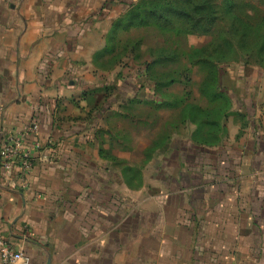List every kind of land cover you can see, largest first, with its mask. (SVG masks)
I'll return each mask as SVG.
<instances>
[{"label": "crops", "instance_id": "obj_1", "mask_svg": "<svg viewBox=\"0 0 264 264\" xmlns=\"http://www.w3.org/2000/svg\"><path fill=\"white\" fill-rule=\"evenodd\" d=\"M127 7L125 0H0V147L32 121L43 143L39 153L35 135L24 136L30 170L0 166V237L30 264H264L257 72L250 102L225 118L219 143L175 148L176 163L164 155L157 167L175 171L153 176L155 188L129 194L122 169L113 170V136L102 122L109 97L93 55Z\"/></svg>", "mask_w": 264, "mask_h": 264}, {"label": "rangeland", "instance_id": "obj_2", "mask_svg": "<svg viewBox=\"0 0 264 264\" xmlns=\"http://www.w3.org/2000/svg\"><path fill=\"white\" fill-rule=\"evenodd\" d=\"M125 1L128 7L140 3V0ZM214 1L220 19L211 32L188 33L175 21L171 22L173 28L168 29L155 25H139L128 30L113 28L111 49L99 57L102 68L109 67L99 79L109 97L103 104L105 119H102L113 136L111 146H107L113 154V170L119 173L122 169L123 174V168L132 169L127 171L129 194L143 187L144 190L155 188L153 176L164 177L175 171L174 166L157 167L164 155H174L171 159L176 163L180 157L175 148L182 146L187 150L195 143L192 134L196 125L185 121L182 114L187 106H216L204 93L207 67L192 60L195 50L213 45L226 52L219 67L223 84L234 98V110L240 101L250 102L255 73L264 77V67L258 64L255 51H250L264 45V0ZM237 31H246L239 42ZM101 41L103 47L110 42L107 38ZM231 50H238L236 58ZM227 123L230 132L231 117ZM155 140H161L160 145L147 157V149ZM119 160L121 164L117 165Z\"/></svg>", "mask_w": 264, "mask_h": 264}, {"label": "trees", "instance_id": "obj_3", "mask_svg": "<svg viewBox=\"0 0 264 264\" xmlns=\"http://www.w3.org/2000/svg\"><path fill=\"white\" fill-rule=\"evenodd\" d=\"M219 19V13L214 0H140L139 4H131L118 17L114 22L113 28L115 30H128L131 27L139 25H155L162 28L166 26V29H168L173 28L171 27V22L175 21L183 28L179 26L175 27H179L185 32L208 33L212 31ZM258 31L260 33L262 30ZM236 34L238 36L236 40L239 42L241 37L245 36L246 31H237ZM107 39L110 42L107 45L105 44L102 49L103 51L94 54L93 60L94 65L103 71L109 67L102 68L98 60L109 48L111 49L113 34L111 33ZM212 48L215 50H211ZM250 51L252 53L255 51L258 64L264 67V45L259 50L257 48L251 50L250 48ZM237 52L238 50H231L233 58L237 57ZM225 57L226 52L219 50L213 45L204 46L194 51L192 60L203 63L207 67V74L203 82L204 93L211 102L216 103V106L213 108L191 104L187 106V110L182 112L185 121L196 125L192 134L194 136V144L202 146H214L218 144L225 133L223 119L227 118L234 109V98L232 93L229 92L228 87L223 84L222 69L219 67ZM212 87L215 89H208ZM168 103L165 102V104ZM160 141L155 140L152 147L146 148L147 157H150L151 150H155L160 145ZM114 159L116 158L114 157ZM119 162L121 161L119 160ZM129 169L131 168H123V175L126 180L128 179L127 171Z\"/></svg>", "mask_w": 264, "mask_h": 264}, {"label": "built area", "instance_id": "obj_4", "mask_svg": "<svg viewBox=\"0 0 264 264\" xmlns=\"http://www.w3.org/2000/svg\"><path fill=\"white\" fill-rule=\"evenodd\" d=\"M34 134L36 139L33 147L39 153L43 152V143L38 138L39 123L32 121L21 130L18 135L5 139L0 147V166L5 171L19 167L23 171L30 170L34 155L32 149H25L24 136ZM46 157V156H43ZM31 257L23 250L13 246L6 238L0 237V264H30Z\"/></svg>", "mask_w": 264, "mask_h": 264}, {"label": "water", "instance_id": "obj_5", "mask_svg": "<svg viewBox=\"0 0 264 264\" xmlns=\"http://www.w3.org/2000/svg\"><path fill=\"white\" fill-rule=\"evenodd\" d=\"M50 264V263H49Z\"/></svg>", "mask_w": 264, "mask_h": 264}]
</instances>
